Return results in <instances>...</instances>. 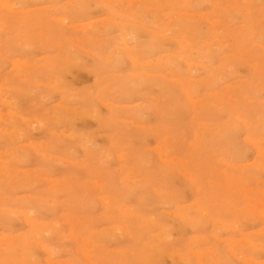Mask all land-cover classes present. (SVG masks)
<instances>
[{
	"label": "rangeland",
	"instance_id": "1",
	"mask_svg": "<svg viewBox=\"0 0 264 264\" xmlns=\"http://www.w3.org/2000/svg\"><path fill=\"white\" fill-rule=\"evenodd\" d=\"M0 264H264V0H0Z\"/></svg>",
	"mask_w": 264,
	"mask_h": 264
},
{
	"label": "bare ground",
	"instance_id": "2",
	"mask_svg": "<svg viewBox=\"0 0 264 264\" xmlns=\"http://www.w3.org/2000/svg\"><path fill=\"white\" fill-rule=\"evenodd\" d=\"M235 254H236V253H235ZM245 260H246V259H245ZM245 260H244V261H245Z\"/></svg>",
	"mask_w": 264,
	"mask_h": 264
}]
</instances>
